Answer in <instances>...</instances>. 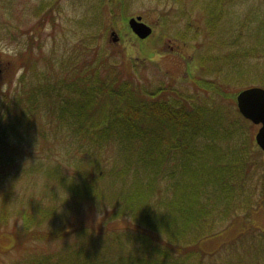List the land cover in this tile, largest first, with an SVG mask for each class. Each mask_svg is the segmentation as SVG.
Wrapping results in <instances>:
<instances>
[{
  "label": "trees",
  "instance_id": "trees-1",
  "mask_svg": "<svg viewBox=\"0 0 264 264\" xmlns=\"http://www.w3.org/2000/svg\"><path fill=\"white\" fill-rule=\"evenodd\" d=\"M107 1L111 12L119 13L120 19L126 20V1ZM173 1L181 3V0ZM234 1L190 0L193 9L204 20L201 30L195 29V36L203 37L197 44L211 50L205 55H198V72L190 73L198 90L208 94L204 103L190 102L189 95L173 91L170 87L160 86L144 91L132 79L120 83L118 74L111 75L107 64L100 65L102 59L98 60V54L92 61H83L85 58L81 54L84 52L94 50L96 55L95 41L100 27H105L101 6H105L104 0L94 6L91 22H88L87 14L82 16L84 25L95 26L96 30L85 29L88 38L72 48L69 54H66V49L57 51L54 46L52 53L44 56L41 44L36 51L28 45L13 54L22 69L20 90L14 92L16 97L13 99H10V85L5 92H0L3 96L0 101V238H6L5 233L13 237V245L10 247L6 238L8 245L0 244V250L11 252L14 261L9 264H109L119 257L117 250H121L119 255L131 259V264H196L195 254L199 251L201 264H206L207 254L209 256L219 247L223 248L221 243L210 252L200 245L214 241L227 229H236L233 222L238 221L239 216L236 215L239 208L236 209L233 200L240 199L242 195L248 198L243 192L244 179L250 171L244 150L249 143L250 146L256 144L253 123L239 113L235 101L239 91L251 86H242L238 81L239 89L231 96L227 94V86L247 75L245 70H239L243 68L240 60L255 53L253 49L237 50L244 32L247 36L254 32L248 40L244 38L245 42L259 44L262 52L264 49V17L259 18L256 9L246 12L243 21L238 22L234 29L228 27L231 21L223 16L224 6L232 5ZM58 4V0H44L25 7L24 2V9L38 16L31 27L21 29V32L29 33L33 44L46 23L53 22L51 13ZM187 8L184 3L181 15ZM4 23L0 37H9V41H13L17 36L13 28L20 33V27L6 20ZM190 29L177 36L187 38ZM253 37V41L249 40ZM224 46L230 48L214 52ZM13 58L8 61L10 64L15 63ZM42 64L44 68L37 71ZM29 73L34 79L28 78ZM198 73L202 77L214 74V79L204 80ZM210 99L211 102L207 103ZM45 113L48 114L47 122L52 124L50 129L42 127L38 118ZM60 131H64L65 138L73 142L72 156L81 147L89 156L76 159H89L87 162L77 163L78 168L75 165L74 170L67 174L59 161L52 164L55 159L38 157L32 164L18 159L23 153V143H29V140L37 142L31 143L35 147L25 150L22 156L43 154L44 145L52 144L59 138ZM221 143H224L222 147ZM107 150L119 159L105 166L106 171L98 164V158L91 159L90 156H99ZM261 161L264 163L263 159ZM86 166L95 168V173L90 169L89 174L75 181L79 168ZM174 170L182 172L179 181L175 179ZM35 172H43L46 177L62 176L60 187L69 193L65 197L67 192H64L62 199L67 206L65 212L60 213L53 198L43 205L39 204L42 195L32 200L38 194L34 190L28 195L20 194L22 201L31 198L27 206L14 204L17 202L12 200L16 196L15 187L23 180L24 183L29 182V177ZM104 175H108L105 183L102 182ZM128 175L133 179L129 188ZM164 178L170 181L174 191L168 205L160 190ZM2 181H6L7 185L4 186ZM132 185L138 187L135 196ZM262 185L264 188V182ZM212 188L216 193L210 196L206 191ZM217 193L225 202L221 216H231L228 220L231 222L221 228L215 225L214 229L217 209H212L210 201ZM127 194L129 201L125 197ZM83 205L93 211L102 210L104 219L109 218V225L125 220L124 217L131 214L138 228H109L106 230L108 233H100L99 224L84 223L79 228L66 225L73 216L77 220ZM178 207L183 214L182 224L178 221ZM243 226L245 232L236 229L233 241L230 240V245H227L230 257L220 263L209 264H245L242 259L239 262L233 260L235 255L241 257L242 254L254 257L253 264L264 262V243L259 244V241H264V230L255 229L252 232L246 222ZM120 230L128 235L123 241L118 240L116 231ZM247 241L253 243L248 244Z\"/></svg>",
  "mask_w": 264,
  "mask_h": 264
},
{
  "label": "rangeland",
  "instance_id": "rangeland-1",
  "mask_svg": "<svg viewBox=\"0 0 264 264\" xmlns=\"http://www.w3.org/2000/svg\"><path fill=\"white\" fill-rule=\"evenodd\" d=\"M44 0H0V31L3 30V26H5L4 21L9 24H18L20 27V33L18 30L13 28V32L16 33L17 36L14 37L13 41H9V37L2 38L0 37V92H5L8 85L11 86V94L10 99L16 97L14 92H18L20 90L19 85L22 82L19 80V75L22 71L20 68V64L18 63V59L13 58V54L17 51L24 50L25 47L31 45L34 50H37L38 44H41V49L44 56H49L52 53V47L56 46L57 51H63L62 49H66L69 54L71 49L76 45H79L83 42L85 38H88L86 35L85 29L96 30L95 26L84 25L81 18L84 14L88 15V22L92 20L93 8L96 4L100 2V0H58V7L51 13L53 18V22L48 21L41 31L39 37L34 39V44L31 39L29 40V33L21 32V29H27L31 27L38 16H33L31 11L28 9H24L25 7L33 6L34 4H40ZM126 7L124 8V15L126 20H121L119 17V13L111 12L110 3L107 0H104L105 6H102V11L105 15L104 23L105 27L101 28L98 35L96 44V55L94 54V50L84 52L83 57L85 58L83 61H92V58H96L98 54V60L102 59L100 65H108V68L112 71L111 75L118 74L120 77V83L126 82L128 79H132L134 83L140 84V87L144 91L153 90L160 86L170 87L173 91L179 90L181 93H186L189 95V101L193 103L202 102L208 100L206 96L208 94H204L202 91L198 90L199 88L196 86L195 82L191 80L190 73L198 72L197 67L200 63V59H198V55L207 54L211 52L209 49L204 47H199L197 43L201 41L202 36H195V29L201 30V25H204V20L200 17L199 12L196 9H193L192 3L190 0H181L180 2H174L173 0H125ZM188 7L187 11L181 15V8L183 4ZM256 9V15L259 18L264 17V0H236L232 5L227 4L224 6V18L227 17L229 22L227 25L231 29H234L238 22L243 21V16L249 10ZM96 10L100 12V8L97 7ZM114 14V16H113ZM140 15L142 17V21L149 25L152 28V33L147 38L141 40L138 39L134 33L128 27V19L133 16ZM103 18V16H102ZM223 18V19H224ZM84 20V19H83ZM53 23V24H52ZM188 24L191 29L187 34V38H181L177 35L187 31ZM53 27H52V26ZM84 25V26H83ZM99 25V24H98ZM97 25V26H98ZM222 25V24H221ZM220 25V26H221ZM198 26V27H197ZM114 31L119 39L117 41H113V35L111 34ZM254 32H251L248 36L244 32V37L241 38L240 45L233 46L237 47L239 52L247 51L249 49L255 50V53L252 56L242 57L241 63L243 68L239 70H245L247 75H244L239 78V80H235L231 83L230 86H227V94L233 95L234 92L238 91V81H241L242 86H259L264 87V49L262 52L261 46L247 43L244 38L248 40V37ZM199 34V32H198ZM253 35V34H252ZM196 37V38H195ZM249 40L253 41V38ZM40 42V43H39ZM55 43V44H54ZM230 47H220L214 52H221L220 49L228 50ZM15 60V63L10 64L8 61ZM43 63V59H41ZM196 67V68H195ZM44 68L43 64L37 68L41 70ZM226 68L223 69L225 71ZM199 74V73H198ZM200 77L204 80H213L214 74L206 75L204 77L199 74ZM29 79H34L32 74H28ZM220 79V78H219ZM26 84L25 87H27ZM174 88V89H173ZM196 90H198L196 92ZM2 95H0V101L2 99ZM227 100V99H226ZM211 99L207 102L210 103ZM231 104V100L229 101ZM48 114L40 115L38 118L41 119L43 124L42 127L50 129L52 124L47 122ZM260 125L253 124L252 130L255 134ZM64 128V127H59ZM60 137L56 138L52 144L44 145L45 151L44 153H39V155L32 154L30 156H22L25 150H32L33 147L30 145L31 143L37 144L35 140H29V143L22 144V155L18 157V159H22L28 164L34 163L38 157H42L41 159H55L51 161L52 164H56V160L60 162L63 170L67 172V174L71 173L75 165L78 168L77 163L79 162H87L89 159H76L77 157H85L87 158L88 153L82 149L78 148L75 156H72L73 151V142L70 138H65L64 131H60ZM231 143L227 145L230 146ZM224 143H221L220 147H222ZM259 147L257 144H253L244 150L245 156L244 158L248 160L249 164V174H247L243 183V192L244 195H247L248 198H244L243 195L240 199L237 197L234 201V205H236V209H238L236 215L238 221L233 222V225L237 230H241L245 232V227L243 226V222L248 224V228L254 232L255 229L264 230V163L260 160H264V153H260ZM262 151V150H261ZM68 152H70L68 154ZM26 157V158H23ZM91 159L98 158V164L101 165L104 169L105 166H110L114 159H119L116 155L112 156L111 150H107L102 152L99 156L92 155ZM254 161V162H250ZM51 170L53 168H50ZM93 169L95 173V168L89 167H80L78 170V174L75 175V181H79L85 174H89V170ZM107 171V169H106ZM176 171L175 179L178 181L182 177L181 171ZM131 177L128 175V178ZM108 175H104L102 177V182L105 183ZM62 176L59 177H46L43 172L41 174L33 173L29 177V182L20 183L17 187H15L16 196L14 195L12 200H16L14 204L21 203V206H27L31 198L27 200L25 198L23 201L19 199L22 195H28L29 191H36L38 194L33 197L32 200H36L38 196L42 195L39 201L40 205L45 204L49 201V198H53V203L57 205L60 209V213L66 211V203L62 201L64 198V192L66 190L60 187V180ZM163 179L160 183L161 195H163L165 199V203L168 205L174 196V191L171 190L170 181ZM122 180V178H121ZM133 182V179H127V187L129 188V184ZM4 186L7 185L6 181L1 182ZM119 183V182H118ZM29 185V188H28ZM138 187L137 185H132L131 190L133 195H136ZM59 192H63L61 195ZM210 196H213L216 191L212 188L210 191H206ZM178 194L181 193L180 190L177 191ZM130 194V193H129ZM125 195L126 200L129 201L128 196ZM67 192L65 197L68 196ZM57 197V198H56ZM55 198V199H54ZM220 198L222 196L220 194H216L215 198H211L210 203L212 204V209H217L213 220V228L217 225L218 228H221L223 225L231 222L228 221L231 216H221L223 204L225 203ZM205 199V198H204ZM202 199V200H204ZM59 202V203H58ZM181 205V204H180ZM219 205V206H218ZM82 206V209L79 211L77 215V220H75L76 216L72 217L71 222H67L71 228H79L84 223H91L94 225H100L99 229L100 233L106 232L107 229L113 228L115 230H129L130 227H134L137 230L138 226L135 221L132 219V215L128 214L125 220L115 221L110 225L107 223L109 218L104 219V212L102 210H92L89 207ZM100 207V206H99ZM135 208V205H134ZM180 218L178 221L183 223V214L180 211V207L176 210ZM137 211V213H139ZM236 213V214H237ZM11 216H14L11 214ZM102 221V222H100ZM212 221V220H211ZM228 221V222H227ZM100 222V223H99ZM180 222L177 224L181 226ZM227 222V223H226ZM3 228V227H2ZM247 228V227H246ZM215 229V228H214ZM227 229L226 232L221 234L214 241H207L205 246L200 245V247L213 252L214 247L218 244H223V248L219 247L216 251L206 257V264L209 263H220L225 258L230 257L231 251L227 245H230L229 242L233 241L234 235L237 233V230ZM122 230L116 231L118 235V240H124V238L128 237ZM247 230V229H246ZM14 236V235H13ZM6 238L9 240L10 247L13 245V237H11L8 233H5ZM11 237V238H10ZM263 237V235H262ZM6 238H0V244L7 246L8 241ZM134 239L137 237L134 235ZM167 238V235L165 236ZM191 238V237H189ZM264 240V239H263ZM239 240H237V243ZM248 244L253 243L247 241ZM264 241H259V244H263ZM10 250L14 252L11 248ZM121 250H117V256L111 260L109 264H131V259H126L127 256L119 255ZM15 253V252H14ZM11 252L5 253L0 250V264H9L12 261V256H10ZM214 256V257H213ZM196 264H201V253L199 251L195 254ZM243 260L245 264H253L254 257L251 255L242 254L241 257L235 255L233 260L239 262V260ZM264 264L263 261L260 262Z\"/></svg>",
  "mask_w": 264,
  "mask_h": 264
},
{
  "label": "water",
  "instance_id": "water-1",
  "mask_svg": "<svg viewBox=\"0 0 264 264\" xmlns=\"http://www.w3.org/2000/svg\"><path fill=\"white\" fill-rule=\"evenodd\" d=\"M128 27L138 39H145L152 33V28L142 21L140 15L128 19ZM113 41L119 39L112 31ZM239 113L255 125H260L254 134L257 146L264 153V88L252 86L239 91L235 97Z\"/></svg>",
  "mask_w": 264,
  "mask_h": 264
}]
</instances>
